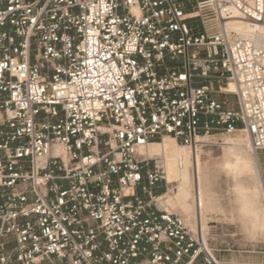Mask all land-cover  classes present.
I'll list each match as a JSON object with an SVG mask.
<instances>
[{"label": "built area", "instance_id": "built-area-1", "mask_svg": "<svg viewBox=\"0 0 264 264\" xmlns=\"http://www.w3.org/2000/svg\"><path fill=\"white\" fill-rule=\"evenodd\" d=\"M234 18L264 0H0V264H220L141 147L264 150V39Z\"/></svg>", "mask_w": 264, "mask_h": 264}, {"label": "rangeland", "instance_id": "rangeland-1", "mask_svg": "<svg viewBox=\"0 0 264 264\" xmlns=\"http://www.w3.org/2000/svg\"><path fill=\"white\" fill-rule=\"evenodd\" d=\"M224 97L229 100L230 107H236L234 93ZM246 137L245 132H217L201 137L197 149L180 145L192 153L193 161L189 168L191 182L187 208H174L165 202L170 196H175L178 182L168 183L165 191L168 197L157 201L161 209L182 216L202 249L206 252L205 242L220 264H264V195L254 162L257 157L264 182V150L252 149ZM230 153L233 161L236 155L243 158L242 168L229 172L223 169L222 161ZM197 156L201 179L196 169ZM151 158L161 163L165 161L163 155ZM199 186L206 193L204 210L197 203Z\"/></svg>", "mask_w": 264, "mask_h": 264}, {"label": "bare ground", "instance_id": "bare-ground-1", "mask_svg": "<svg viewBox=\"0 0 264 264\" xmlns=\"http://www.w3.org/2000/svg\"><path fill=\"white\" fill-rule=\"evenodd\" d=\"M228 28L236 36L252 39L254 41L262 38L264 39V25L249 24L242 19L234 18L229 22ZM227 91L231 93L236 91V86L233 82L228 84ZM246 139L248 141V145L253 149L249 135H247ZM141 152L150 157L161 155L165 157L163 165L167 173L168 183L178 182V191L176 192L175 196H170L165 202L174 208L181 207V209L185 210L187 208L186 202L190 191L191 180L189 168L193 165L192 153L186 150L185 147L180 146V144L172 136H165L162 142H151L147 146L141 147ZM231 155L232 154L230 153L224 157V160L222 161L223 169L228 171L242 168L241 164L244 163L243 158L239 155H236L235 160L233 161L231 159ZM198 157L199 156L196 157V169L198 170V177L201 179V166L199 164V160L197 159ZM254 162L256 165L255 172L257 173V178L261 185L260 189L264 195V182L262 180L261 168L257 157L254 158ZM199 187L200 190H198L197 203L200 206V209L204 210L207 205L206 193L202 190L201 186ZM165 197H168L166 193L159 196L157 201H163L162 199ZM204 245L206 250L209 253H212L211 249L207 248V244L205 242Z\"/></svg>", "mask_w": 264, "mask_h": 264}, {"label": "crops", "instance_id": "crops-1", "mask_svg": "<svg viewBox=\"0 0 264 264\" xmlns=\"http://www.w3.org/2000/svg\"><path fill=\"white\" fill-rule=\"evenodd\" d=\"M261 174H262V171H261ZM153 191H154L155 195H157V196L162 195L165 191V187H164L163 183L155 185L153 187ZM140 194H142V193H140Z\"/></svg>", "mask_w": 264, "mask_h": 264}, {"label": "trees", "instance_id": "trees-1", "mask_svg": "<svg viewBox=\"0 0 264 264\" xmlns=\"http://www.w3.org/2000/svg\"><path fill=\"white\" fill-rule=\"evenodd\" d=\"M156 141H158V140H156Z\"/></svg>", "mask_w": 264, "mask_h": 264}]
</instances>
